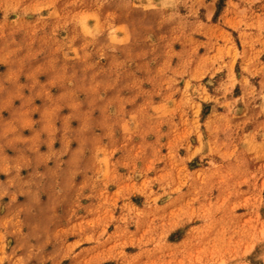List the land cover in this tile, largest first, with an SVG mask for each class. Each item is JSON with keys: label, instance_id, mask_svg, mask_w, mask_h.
I'll return each instance as SVG.
<instances>
[{"label": "rangeland", "instance_id": "374dc122", "mask_svg": "<svg viewBox=\"0 0 264 264\" xmlns=\"http://www.w3.org/2000/svg\"><path fill=\"white\" fill-rule=\"evenodd\" d=\"M0 264H264V0H0Z\"/></svg>", "mask_w": 264, "mask_h": 264}]
</instances>
